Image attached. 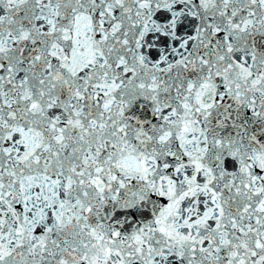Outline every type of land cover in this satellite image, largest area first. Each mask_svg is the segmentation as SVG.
<instances>
[{
	"label": "snow or ice",
	"instance_id": "6c2138e0",
	"mask_svg": "<svg viewBox=\"0 0 264 264\" xmlns=\"http://www.w3.org/2000/svg\"><path fill=\"white\" fill-rule=\"evenodd\" d=\"M0 264H264V0H0Z\"/></svg>",
	"mask_w": 264,
	"mask_h": 264
}]
</instances>
